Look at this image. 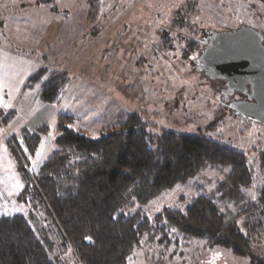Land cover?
Returning <instances> with one entry per match:
<instances>
[{
    "label": "rangeland",
    "instance_id": "rangeland-1",
    "mask_svg": "<svg viewBox=\"0 0 264 264\" xmlns=\"http://www.w3.org/2000/svg\"><path fill=\"white\" fill-rule=\"evenodd\" d=\"M239 26L264 36V0H0V218L30 211L17 199L24 184L12 137L17 138L23 128L46 124L49 130L42 141L48 154L59 114L71 115L69 125L93 138L137 113L152 133L171 130L229 145L247 155L254 170L250 191L255 193L264 181L258 161L264 124L230 112L217 84L195 62L201 43L188 47L205 32ZM38 68H46L45 77L51 71L66 72L68 82L57 102L41 101L38 86H26ZM35 161L28 164L30 173ZM217 170L208 168L177 183L142 209L153 216L163 207L184 206L191 197L215 187L226 172ZM35 213L44 228L52 225L56 230L43 212ZM262 233L254 245L260 256H264ZM51 234V256L59 264H81L72 246ZM159 247L144 243L126 264L251 261L249 255L195 240L171 246L169 258L158 252Z\"/></svg>",
    "mask_w": 264,
    "mask_h": 264
},
{
    "label": "trees",
    "instance_id": "trees-1",
    "mask_svg": "<svg viewBox=\"0 0 264 264\" xmlns=\"http://www.w3.org/2000/svg\"><path fill=\"white\" fill-rule=\"evenodd\" d=\"M200 40L193 38L188 47ZM45 72L36 70L26 86L38 85L41 101L57 102L67 74L51 71L45 77ZM72 120L58 115L53 146L34 173L28 164L48 125L23 128L12 137L24 184L17 199L30 211L0 218V264H59L50 254L52 232L72 246L81 264H126L146 242L160 245L158 252L169 258L171 246L192 240L249 255V264H264L254 250L264 230V181L251 193L254 170L243 151L202 135L152 133L137 113L97 138L73 129ZM258 161L264 174V148ZM208 168L226 170L209 191L153 216L142 209L157 194ZM35 211L56 230L44 228Z\"/></svg>",
    "mask_w": 264,
    "mask_h": 264
},
{
    "label": "water",
    "instance_id": "water-1",
    "mask_svg": "<svg viewBox=\"0 0 264 264\" xmlns=\"http://www.w3.org/2000/svg\"><path fill=\"white\" fill-rule=\"evenodd\" d=\"M210 46L199 57L217 72H224L229 86H250L249 98L254 101L235 100L230 106L239 117L264 124V44L263 34L247 26L229 31L210 30ZM247 78V79H245ZM233 82V83H232Z\"/></svg>",
    "mask_w": 264,
    "mask_h": 264
},
{
    "label": "flooded vegetation",
    "instance_id": "flooded-vegetation-1",
    "mask_svg": "<svg viewBox=\"0 0 264 264\" xmlns=\"http://www.w3.org/2000/svg\"><path fill=\"white\" fill-rule=\"evenodd\" d=\"M205 33L206 35L203 36L200 40L201 48L198 51V54L195 58V62L196 63L198 62V64H201L198 68L209 77V81L211 83L217 84L216 88H218L220 92L221 101L223 102V104L229 108L232 114L238 116V114H236V109L230 106V102L235 101V100L236 101L244 100V101H249V102L254 101L253 98H249L250 86L247 83H245L244 88L242 89L239 86H236L235 84L234 86L233 85L229 86L227 84L229 78L223 77L224 72H217L216 69L211 64L206 65L205 62L201 60L199 55L200 54L202 55L206 50L209 49V46H210V37H209L210 31L208 33L207 32ZM262 43L264 44L263 41ZM243 118L248 119L247 116Z\"/></svg>",
    "mask_w": 264,
    "mask_h": 264
},
{
    "label": "crops",
    "instance_id": "crops-1",
    "mask_svg": "<svg viewBox=\"0 0 264 264\" xmlns=\"http://www.w3.org/2000/svg\"><path fill=\"white\" fill-rule=\"evenodd\" d=\"M39 69V68H38ZM37 69V70H38ZM35 72V71H34ZM24 86V85H23ZM22 86V87H23ZM36 86H38V85H36ZM39 92V91H38ZM43 138V137H42ZM41 143H42V145H41ZM44 144H43V141H42V139H41V142H40V144H39V147H38V149H37V152L38 153H40V155L42 154V156H40L38 153H36L37 155H38V157H37V155H35L34 156V159L36 158V161L35 162H37L36 163V166H35V169L34 170H36V167L38 166L39 167V165L43 162L42 160L45 158V156H47L46 154H47V150H46V152H44L45 151V148H44ZM49 152V151H48ZM41 162V163H40ZM37 167V168H38Z\"/></svg>",
    "mask_w": 264,
    "mask_h": 264
}]
</instances>
